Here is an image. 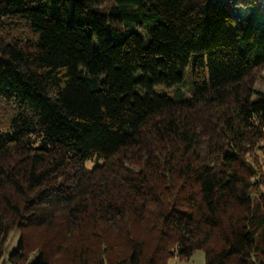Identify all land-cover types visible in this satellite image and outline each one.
I'll list each match as a JSON object with an SVG mask.
<instances>
[{
  "label": "trees",
  "instance_id": "trees-1",
  "mask_svg": "<svg viewBox=\"0 0 264 264\" xmlns=\"http://www.w3.org/2000/svg\"><path fill=\"white\" fill-rule=\"evenodd\" d=\"M260 67L264 0H0V257L264 264Z\"/></svg>",
  "mask_w": 264,
  "mask_h": 264
},
{
  "label": "rangeland",
  "instance_id": "rangeland-1",
  "mask_svg": "<svg viewBox=\"0 0 264 264\" xmlns=\"http://www.w3.org/2000/svg\"><path fill=\"white\" fill-rule=\"evenodd\" d=\"M254 88L264 92V67H260L257 70L255 78ZM193 62L184 71V80L183 82L172 88H166L163 86H156L155 90L162 94H168L176 100H189L193 97ZM250 161L254 162L257 166L258 175L256 180L259 181L258 188L256 193H264V138L260 141V144L254 150V152L249 156ZM97 162L100 161H89L86 165L88 168H92ZM20 231L15 229L11 232L8 242L5 246V254L0 257V264H13L9 261V254L13 249H15L20 240ZM40 236L38 231H34L32 234L33 243L30 246V260L33 259L38 251L37 248V239ZM262 260L264 261V254H262ZM168 264H205V252L202 249H197L189 258H183L176 254L172 257Z\"/></svg>",
  "mask_w": 264,
  "mask_h": 264
}]
</instances>
